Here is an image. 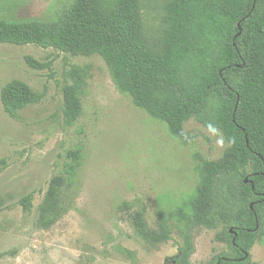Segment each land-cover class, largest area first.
Here are the masks:
<instances>
[{
    "label": "rangeland",
    "instance_id": "1",
    "mask_svg": "<svg viewBox=\"0 0 264 264\" xmlns=\"http://www.w3.org/2000/svg\"><path fill=\"white\" fill-rule=\"evenodd\" d=\"M49 1L33 0L18 16H40ZM139 1L146 41L161 52L170 0ZM29 58L46 67H33ZM75 69L88 74L81 116L71 127L64 94L73 86ZM14 80L41 96L16 117L1 98ZM184 130L191 137L187 146L119 92L97 54L0 43V264H174L184 244L182 203L199 182L196 167L203 160L219 162L232 149L222 134L196 119ZM53 191L56 210L50 224H41ZM26 197L31 212L21 204ZM139 212L148 232L166 224L169 239L144 240L134 220ZM187 228L194 243L190 264L230 254L220 228L190 221ZM251 255L253 264H264V229Z\"/></svg>",
    "mask_w": 264,
    "mask_h": 264
},
{
    "label": "trees",
    "instance_id": "2",
    "mask_svg": "<svg viewBox=\"0 0 264 264\" xmlns=\"http://www.w3.org/2000/svg\"><path fill=\"white\" fill-rule=\"evenodd\" d=\"M32 1L0 0V43L97 54L119 92L166 124L183 145L191 142L184 130L191 119L231 145L223 160H203L196 167L199 182L182 203L184 244L173 263L190 264V221L220 228L230 249L209 264H253L251 249L264 229V0H170L161 52L146 41L139 0H50L42 15L19 17ZM87 74L85 69L71 72L73 86L64 94L68 126L81 116ZM1 98L13 117L41 100L20 80L7 84ZM55 193L47 196L41 224L51 223ZM21 204L31 212L30 197ZM134 220L144 240L169 239L166 224L148 232L142 212Z\"/></svg>",
    "mask_w": 264,
    "mask_h": 264
},
{
    "label": "water",
    "instance_id": "3",
    "mask_svg": "<svg viewBox=\"0 0 264 264\" xmlns=\"http://www.w3.org/2000/svg\"><path fill=\"white\" fill-rule=\"evenodd\" d=\"M247 182H249V181L247 180ZM251 208H253V204L251 205ZM232 232H234V231L232 230Z\"/></svg>",
    "mask_w": 264,
    "mask_h": 264
}]
</instances>
